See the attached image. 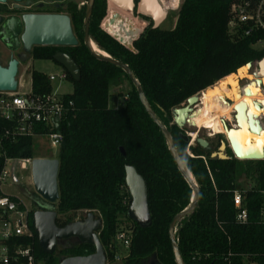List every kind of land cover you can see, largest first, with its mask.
<instances>
[{
	"label": "trees",
	"instance_id": "trees-1",
	"mask_svg": "<svg viewBox=\"0 0 264 264\" xmlns=\"http://www.w3.org/2000/svg\"><path fill=\"white\" fill-rule=\"evenodd\" d=\"M240 1L247 0H183L174 27L147 30L133 43L135 54L131 57L121 48L98 39L95 21L99 0L90 19L91 42L113 60L128 66L199 187L196 209L175 226L184 264H244L247 260L264 264V160L210 159L212 145L203 149L198 144L189 147L190 156L188 143L181 137L184 134L172 118V110L185 104L189 97L264 57V28L230 25L231 7ZM111 9L115 7L110 5ZM117 12L124 17L122 11ZM83 18V14L74 17L77 46L34 47L30 53L32 60L52 62L54 56L66 54L81 74L76 82L67 73L72 85L67 99L73 102L76 116L60 129L59 198L53 205L56 225L63 228L75 222L78 212H93L102 220L99 240L108 260L120 255V264H142L149 258L155 264H176L168 229L173 218L190 206L193 192L127 74L97 60L84 45ZM110 29L115 31V27ZM256 45L261 49H254ZM28 74L33 94L50 92L46 74L35 70ZM118 87H125V93L111 95L110 91ZM123 97H127L126 101ZM6 127L0 121V140ZM33 143L30 137L2 141L1 149L7 158H31ZM3 166L0 155V173ZM126 166L135 168L145 184L151 219L148 226L136 224L127 215L130 198L124 182ZM235 192H240L247 212L245 224L235 221ZM38 210L33 205L29 213L33 233L30 243L38 260L59 264L65 258L95 252L93 246L69 239L58 242L53 254L44 253L33 226V214ZM125 229L131 237L128 249L116 241Z\"/></svg>",
	"mask_w": 264,
	"mask_h": 264
},
{
	"label": "water",
	"instance_id": "water-1",
	"mask_svg": "<svg viewBox=\"0 0 264 264\" xmlns=\"http://www.w3.org/2000/svg\"><path fill=\"white\" fill-rule=\"evenodd\" d=\"M6 1L22 2L23 0H0V4ZM98 24L104 30L115 27L112 36L122 43L127 48H132V44L138 39L142 30L141 22H133L122 18L119 13L111 12L105 5L99 8ZM91 16V9L89 7L84 22V45L89 52L99 61L107 62L113 66L119 67L123 70L132 84L136 87L139 98L156 126L162 132L166 139L170 154L177 166V169L188 183L192 190V198L190 206L177 214L169 225L168 235L172 247V252L176 264H184L180 255L178 245L175 239V226L181 219L191 214L197 207L199 201V187L193 179L188 176V172L181 162L177 151L175 149L173 137L170 132L158 121L149 107L139 83L133 78L132 73L127 65L120 63L112 58L103 57L95 54L90 46L88 22ZM162 16V15H161ZM161 18V17H160ZM2 19L0 18V23ZM22 24V33L20 37V46L22 47V54L17 59H11L6 66L0 65V92H15L17 88L18 67L28 61L33 47H75L78 41L72 33L70 22L68 18L62 16H23L17 23ZM18 47H12L16 50ZM53 60L61 68H63L74 81L78 82L81 78L80 70L76 63L66 54H60L53 57ZM257 73L260 74L264 70V57L255 62ZM252 63H247L242 68L251 67ZM238 71V70H237ZM236 71V72H237ZM256 77V73L252 74ZM212 88V87H211ZM200 94L189 97L185 106L181 105L172 110L173 123L178 129H182L189 124L188 116L192 112V107L199 102ZM232 129L229 130L231 132ZM182 139L188 143L187 136H181ZM225 144L221 145L217 153H211L210 159L230 160L226 154L221 156L220 150L224 148V152L229 148L232 157L239 160L227 139L224 136ZM196 144L203 149H208V143L202 139H197ZM120 152L124 155L121 148ZM264 160V159H263ZM239 161H261V160H239ZM59 169V161L56 159H35L32 164V186L34 194L37 195L35 206L39 209L33 214L34 232L38 239V246L44 253L51 255L54 253L57 243L61 240L76 239L81 245L93 246L95 252L88 256L69 257L63 259L59 264H105L106 257L104 249L99 240V232L102 229V220L95 218L93 212H88L86 218L82 221H75L63 228L56 225L57 214L53 209V205L58 201L59 192L57 184V176ZM190 173V172H189ZM12 178L17 183L14 168L12 170ZM125 187L130 198V206L127 212L128 217L136 224L141 226H148L150 224V215L147 205L146 187L142 178L138 175L135 168L125 167ZM45 208H48L45 209Z\"/></svg>",
	"mask_w": 264,
	"mask_h": 264
},
{
	"label": "built area",
	"instance_id": "built-area-1",
	"mask_svg": "<svg viewBox=\"0 0 264 264\" xmlns=\"http://www.w3.org/2000/svg\"><path fill=\"white\" fill-rule=\"evenodd\" d=\"M231 27L251 25V29L264 28V0L240 1L232 5ZM67 72L63 69L58 75H47L51 85L49 93L36 95L29 91L19 92L23 86L17 81L15 92H0V121L7 124L3 138L0 140V155L4 158V166L0 173V188L8 178L12 179V170L16 176V168L32 173V164L35 159H50L47 157H31L24 159L7 158L2 152V141L15 142L18 139L30 137L32 139L46 137L50 141L51 148L60 147L62 139L61 127L68 125L75 119V107L72 101L67 99L70 94L61 92V84L68 82ZM57 87L54 88V84ZM127 97H123L126 101ZM43 131V133H40ZM45 131V132H44ZM189 145L187 153L190 154ZM56 159L57 158H51ZM13 181L15 185L19 183ZM250 189V187H249ZM0 264H44L38 260L30 240L33 237L29 223V213L36 199L30 198L27 205L19 197L8 196L0 190ZM233 205L236 210L235 221L239 224L247 222V212L242 203L240 192H235ZM116 241L125 249L129 248L130 232L124 231L117 235ZM60 242V241H59ZM106 257V256H105ZM120 255L113 259H107L105 264H120ZM244 264H257L254 261H245Z\"/></svg>",
	"mask_w": 264,
	"mask_h": 264
},
{
	"label": "rangeland",
	"instance_id": "rangeland-1",
	"mask_svg": "<svg viewBox=\"0 0 264 264\" xmlns=\"http://www.w3.org/2000/svg\"><path fill=\"white\" fill-rule=\"evenodd\" d=\"M183 0H179V3L177 5V8L174 9L173 4L171 3V15L169 18V22L166 24V26L164 27L167 30H170L174 27L175 23H176V13L180 7V5L182 4ZM104 3H101L100 7L103 6ZM111 5V4H110ZM99 7V8H100ZM110 8V7H109ZM97 26V25H96ZM109 32L114 33V31H112V29H108ZM108 31L104 30L103 28L97 26V37L98 39L102 40L104 39V41H106L107 43H109L112 47L118 48L123 51L125 53V55H129L130 57L133 56L135 54V50L134 49H130L125 47L122 43H119L116 39H114V37L112 36V34H110ZM101 37V38H100ZM103 41V40H102ZM256 50H260L261 46L260 45H256L255 48ZM10 60V55L8 52V49L5 47V45L3 44V42L0 41V65L1 66H6L8 61ZM257 62V61H255ZM255 62H252V66L246 68V73L245 75H241L240 76V71L238 73H236L235 75H230L227 78L231 77V76H235L237 78L236 82L238 87V91L240 93V97H242L243 100H246L247 104H248V110H247V118L251 120L255 121L258 125V121L259 118L260 119V124H264V116L262 117V113H257L255 114H251V111L249 109V103L251 104V99L254 100V103H258V104H262L264 102V91L260 92V89L258 87V81H263L264 84V74H262L260 72V74L257 73V68L254 65ZM30 70H35L41 73H44L46 75H58L61 70H63V68H61L58 64L52 62V61H41V60H28L26 63L20 65L18 67V76H17V81H21V84L23 86L22 89L19 88V92L21 91H29L30 89V75L28 74V71ZM256 73V77H254L252 74ZM226 79H222L221 82H217L212 89L216 88L219 86V84L223 83ZM57 87V83L54 84V88ZM210 90V88H208ZM208 89L206 91H208ZM230 89V87L228 88V90ZM126 88L125 87H118V88H114L110 91L111 95H118L121 92L125 93ZM264 90V89H263ZM61 92L63 93H71L72 92V85L69 82H64L61 84ZM205 92V91H204ZM259 94V96L257 95ZM226 101L228 102V104L230 106L233 105V101L231 99H227ZM122 103H124L121 100ZM200 105L199 102H197L195 105L192 106L193 109L196 110V108L198 109V106ZM183 106H185V104H183ZM253 107V106H252ZM263 118V119H262ZM225 125L228 129H231V126L233 125V118H232V113L230 114V116L228 117L227 121H225ZM260 127V126H258ZM264 127L262 126V128L260 127V129H263ZM181 131L183 132V134L185 136H192V134H197V136L195 137V139L193 140L192 137L190 138V141L188 142V144L192 143V147H195L196 145V140L197 139H202L204 141H207L209 143V146L212 145L211 147V153H217L219 151V148L221 147V145L225 144V139H224V135L223 134H217L213 137H210L209 131H206L204 129L202 130H198L197 128L195 129L194 127H191L189 125H185ZM34 143H33V157L38 158V157H47V158H57V153H58V149L57 148H51L50 147V141L48 138L46 137H41V138H35L33 139ZM227 157H230L229 155H226ZM16 176L17 179L19 180V183L17 185H15L13 183V180L8 178L6 180L5 183H3L1 185V192L5 195L8 196H14V197H19L21 198L23 201H25L27 203V205H29L30 200L31 199H38L37 195L34 194V188L32 186V179H31V170L30 168L27 171H21L19 168H16ZM31 197L28 198V197ZM39 201V199H38ZM48 210V208H45ZM95 215V214H94ZM86 218V213L83 212H78L75 215V220L79 221V220H84ZM96 218V215H95ZM124 227H126L124 225ZM127 232H129L127 229H125Z\"/></svg>",
	"mask_w": 264,
	"mask_h": 264
},
{
	"label": "flooded vegetation",
	"instance_id": "flooded-vegetation-1",
	"mask_svg": "<svg viewBox=\"0 0 264 264\" xmlns=\"http://www.w3.org/2000/svg\"><path fill=\"white\" fill-rule=\"evenodd\" d=\"M125 1H126L124 2L125 7L121 9V11H123L124 13L123 18L129 21H133L135 23L138 21L142 23V30H141V33L138 39L149 29L167 30L164 27L169 22V18L171 15V12H170L171 3L169 2V0H125ZM95 2L96 0H23L22 2H19V3L6 1L4 4H0V18L2 19V22L0 23V41L3 42L5 47L8 49L10 60L17 59V57L23 53L22 47L20 46V37H21L23 27H22L21 22L19 25L17 23V21L19 22L23 16H62V17H66L68 18L70 22L72 33L74 37L76 38L75 33H74V29H75L74 17H79L81 14H83V17H84L83 27H84V22L86 19V14L88 12V9L90 7L91 16H92V13L94 11ZM103 2H106V7L108 10L111 4L110 0H99L97 18L95 21V25L97 26H99L98 24L99 10H100L99 7L101 3ZM111 5L114 6L113 3ZM150 5H152V7ZM150 9H152V11L157 12L158 16L161 17L159 22L155 20V18L153 17L152 11ZM110 11L119 13L120 15V12H117L116 9L114 10L111 9ZM91 16H90V19H91ZM90 19L88 22V29L90 26ZM97 26H95V29H97ZM12 47H18V48L16 50H13ZM132 47H133V44H132ZM28 60H30V55H28ZM243 69H240V70H243ZM240 70H238L236 73H238ZM224 79H226V77ZM258 87L260 89V92L264 91L263 90L264 84L262 80L258 81ZM202 93H199L200 96ZM250 105L252 106V104L249 103V109H250ZM259 106L262 110H264V102L262 104H259ZM261 115L263 117L264 112ZM232 118H233V125L235 126L236 115H234L233 113H232ZM260 119L261 118H259L258 125L253 120H252L253 122L252 124L250 122V119H248L250 129L251 127H258V126H260L261 128L262 126L264 127V124H260ZM233 125L231 126V128L233 127ZM226 129L228 128L226 127ZM187 137L190 141L191 136H187ZM191 144H188V145L191 147L193 146ZM208 149H210L209 143H208ZM225 154L232 157L231 150L229 148L226 149ZM67 240H61V241H67ZM142 264H155V263L153 262V258H149L148 260L144 261Z\"/></svg>",
	"mask_w": 264,
	"mask_h": 264
},
{
	"label": "bare ground",
	"instance_id": "bare-ground-1",
	"mask_svg": "<svg viewBox=\"0 0 264 264\" xmlns=\"http://www.w3.org/2000/svg\"><path fill=\"white\" fill-rule=\"evenodd\" d=\"M121 0H113L112 7H115L117 11H121L125 7V3L122 4ZM173 4L174 9L177 8L179 0H169ZM169 3V4H170ZM168 5V4H167ZM152 7V5H150ZM169 8V7H168ZM152 11V9H150ZM123 12V11H122ZM153 17L159 22L160 17L157 12L152 11ZM92 51L100 56L108 57V55L100 51L96 45L90 41ZM248 68V67H246ZM246 68L240 71V76L245 75ZM264 74V70L261 72ZM236 77H229L218 87L205 91L199 97L198 109L192 108L191 114L188 116L189 126L197 128L198 130H206L211 134L210 137L215 135L224 134L227 137L230 146L239 160H263L264 159V143L261 142L264 138V128L249 126L247 118L248 104L246 100L240 97V93L237 89L238 85L235 83ZM230 89L228 90V88ZM258 95V94H257ZM259 96V95H258ZM229 98L233 101V105L230 106L226 101ZM251 99L250 111L251 114L263 113L258 103ZM192 107V106H191ZM257 112V113H255ZM236 115L235 126L230 129H226L225 121H227L230 114ZM250 122L253 124L251 118ZM252 130V131H251ZM197 134H192L194 140ZM192 145V144H191ZM220 155H225L224 148H221ZM188 176L191 175L188 172Z\"/></svg>",
	"mask_w": 264,
	"mask_h": 264
},
{
	"label": "snow or ice",
	"instance_id": "snow-or-ice-1",
	"mask_svg": "<svg viewBox=\"0 0 264 264\" xmlns=\"http://www.w3.org/2000/svg\"><path fill=\"white\" fill-rule=\"evenodd\" d=\"M261 142L264 143V138H262Z\"/></svg>",
	"mask_w": 264,
	"mask_h": 264
}]
</instances>
